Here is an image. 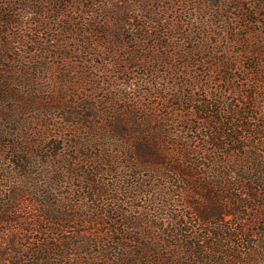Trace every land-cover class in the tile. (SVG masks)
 <instances>
[{
    "label": "rangeland",
    "instance_id": "374dc122",
    "mask_svg": "<svg viewBox=\"0 0 264 264\" xmlns=\"http://www.w3.org/2000/svg\"><path fill=\"white\" fill-rule=\"evenodd\" d=\"M254 8L259 16L250 14ZM5 11L16 23L0 29L13 35L11 47L21 54L22 62L9 66L45 71L30 72L35 79L29 87H20L23 80L13 85L19 93L44 98L39 110L17 113L32 122L42 120L44 127L32 133L34 128L29 127L23 134L30 141L23 154L32 163L27 175L10 166L13 149L0 158V219L8 208L7 216L16 220H0V258H13V264H73L67 256L72 254L76 262H89L68 244L98 240L104 243L101 248L94 243L86 247L93 253L91 263L112 264L110 258L119 252L116 239L124 240L122 254L129 252L127 247L142 246L126 241L133 237L152 250L160 248L163 240L174 243L177 234H165L163 229L172 228V219L187 211L188 197L205 211L214 210L194 196V190L202 187L197 184L192 190V180L174 173L178 167L196 170L195 163L205 166L198 172H211L208 160L218 156L215 173L211 172L216 176L222 171L220 164L230 160L221 158V152L214 155L206 150V125L193 110L200 103L188 100L221 95L240 104L245 101L244 91H261L264 97V66L260 75L245 71L253 57L241 44L250 40L253 48L260 45L254 40L264 35V0H0V12ZM252 18L260 23L250 25ZM56 53L61 54L56 58ZM219 65L233 82L221 81L224 73L215 71ZM257 112L255 125L264 120V101ZM114 127L125 133L114 135ZM128 130L148 133L132 142ZM8 139L13 138L8 135ZM152 144L161 146L159 155L167 165L129 171L134 149L155 152ZM258 147L264 152V144ZM245 152L250 158L260 153L254 148ZM183 154L188 160L181 158ZM128 173L134 177L126 179ZM122 176L157 185L155 197L133 198L131 204L122 205V193L109 191ZM87 178L96 183L86 184ZM175 179L186 182L173 183ZM215 180L211 175L210 184ZM94 187L103 188L105 197H96ZM146 190L153 192L151 187ZM14 191H25L16 210ZM215 192L223 195L220 189ZM106 200L117 204L109 214L115 221L102 217ZM191 206L188 212L195 208ZM48 217L58 220L48 222ZM233 219L228 216L224 222ZM49 244L58 247L57 256L50 251L48 257ZM101 250L109 260L99 257Z\"/></svg>",
    "mask_w": 264,
    "mask_h": 264
},
{
    "label": "trees",
    "instance_id": "16d2710c",
    "mask_svg": "<svg viewBox=\"0 0 264 264\" xmlns=\"http://www.w3.org/2000/svg\"><path fill=\"white\" fill-rule=\"evenodd\" d=\"M258 13L259 10H255L254 8L251 10L250 14L259 16L260 14ZM252 19L253 20H248L250 25L260 23L254 18ZM15 23L16 22L12 20V15L10 13H7L6 11L0 12L1 26L3 24L13 26ZM247 36L251 38V32H248ZM12 38H14L13 35L8 31H2L0 29V158L4 157L6 151L13 149V159L9 161L10 166L14 167L18 172L27 175V171L30 169L32 163L29 159H26L23 154L26 149L25 144H29L30 141L26 139L23 134H25V130L27 132L29 131V127L34 128L31 129L32 133L34 130H37L36 127L39 126V129H41L44 126L42 120H39L41 123H38L37 120L32 122L23 118L17 113V111L20 112L26 108L39 110L38 105L40 100L42 101L44 98L35 97L32 93L27 95L19 93L18 90L13 88V85H18L19 82L23 80L20 87L22 85H27V87H29L34 83L35 79L34 76L30 75V72L34 71L39 73L38 75H41L45 71L43 72L44 68L29 70L23 66L15 69L9 66L15 63L22 65L20 58L21 54L15 49V47H11L12 44H14ZM254 41L256 44L258 43L260 45L253 48L254 42L252 43L250 40L249 42H241V44L246 46L244 52L250 58L253 57L252 66L245 69V71H252L260 75V71L264 66V35L255 37ZM84 43L87 44L85 41ZM14 54L17 55L16 58H10L9 55ZM60 54L56 53L55 57L57 58ZM219 66L220 67L215 69V71L222 72L223 67H221V65ZM222 73H224V75L222 76L221 81L228 83L233 82V78L225 76L227 72L224 71ZM38 77L40 78V76ZM38 77H36V79H39ZM242 93L243 98L247 102L243 101L240 104H234L231 102V99L222 97L221 95L215 97L207 96L208 99L204 98L203 100L191 97L188 100L191 104L197 102L200 103L198 108L194 109V107H192L193 110H195V115L203 120L206 125L205 128L207 131L204 133L207 145L206 150L213 152L214 155H216L217 152H221V158H229L230 160L227 164H220L219 167L222 171H219L216 176L213 175V173H215L213 165L215 164L218 166V164H216L217 158H220L218 156H216L217 158H210L213 160H208L210 166L207 168L208 170L212 169V174L211 172H198L199 169L204 166L199 163L194 164L196 170L182 171L180 167H178L176 168L178 170H175L174 173H176V176L184 175L192 180V190L195 189L194 187L197 184L199 187H202L200 190H194V196L206 201V203L214 210L211 211L210 209L205 211L202 206L195 205L190 201L192 197H188V201L185 202L187 211H184L181 218L172 219V228L166 230L163 229L165 234L169 232L177 234L174 243L168 242L167 244L166 241L163 240L165 243H162L160 248L152 250L149 245L143 246L141 241L133 237L126 239V241L132 243L134 240V243L137 244L138 242L142 246H136L137 250L127 247L126 250H129V252L122 254V241L124 240H122V238L116 239V249L119 252H115L113 254L114 257L110 258L112 264H178V262H182L181 264H264V152L258 147L260 143L264 144V120L262 119L261 122L259 121L260 124L258 125L252 123L256 120V115L259 114L257 108L258 105L264 101L262 100L264 97L261 91L259 93L257 91H244ZM49 110L50 109L47 111L49 112ZM49 113H47V115ZM45 116L46 115H44V117ZM113 129H116L113 132L114 135L117 134L118 136H121L122 133H125L122 128L119 129V127H114ZM147 133L148 131L146 130H128L126 135L130 137L128 139L132 140V142H139V140H143V137L146 136ZM8 135L13 139L6 140ZM258 136L259 138H257ZM248 139H250L251 142L248 143ZM36 146L38 148V144H36ZM152 148L155 152L142 151L140 146L134 149L136 153L134 154L135 157L132 158L133 162H131L129 166L130 168L128 167L129 171L133 172V169L137 166L167 165V162H163L159 155V153H161V146L156 147V145L152 144ZM246 148H254L257 151H260V153L257 152L258 157L250 158L249 155L245 154ZM156 150H158V152H156ZM202 151H205V149H202ZM107 152L110 151L107 150ZM119 153L121 155L122 151L120 150ZM181 158H186L188 160L187 156L184 154ZM180 161L183 162L182 159ZM110 173L114 172L111 171ZM136 174L140 175L142 173L134 172V175ZM211 175L216 179L213 184H210ZM124 177L127 179L134 176L133 174L130 175V173H128L124 175ZM201 177L206 181L200 180ZM91 181L92 184L96 183L95 180L89 178L84 180L86 184H90ZM177 181L184 184L186 182L182 179H175L173 183ZM171 185L175 186L176 184ZM112 186L113 189H110L109 191L122 193L123 199H125L124 196H127L128 194L129 197L127 198V201L122 199V203H124L122 205H127L129 202L131 204L133 198L142 200L143 198L148 197L150 198L149 201H152L151 199L155 197L154 193L158 190L155 188L157 185L149 184L143 180H123V176L122 180L120 178L117 179ZM148 187H151V191L153 192H147L146 189ZM218 189L223 191L222 196L218 195L220 193L215 192V190ZM93 191H95L96 197H105L103 188L94 187ZM105 191H107V189ZM24 192L18 194L14 191L15 194L13 199L15 210L17 209V206L22 205L25 197ZM225 192L229 193V196H225ZM134 194L138 195L135 196ZM162 198L161 200H163ZM98 201L101 200L99 199ZM98 203L99 202H96V204ZM103 204L106 208H102V217H108L111 221H115L116 219L109 217V214L115 211L113 205L114 207L116 206L117 209V204L114 203L110 205L109 200H106ZM191 205H194L195 208L192 212H188V208L191 209L192 207ZM8 214H10V210L7 208V210L2 211V218L0 220L9 223L16 221L12 216L11 218L10 216H7ZM228 216L234 219L224 222ZM95 219L97 221L98 217ZM46 220L48 222L56 223V220L58 219H55L54 221V218L48 217ZM234 220H237V222ZM250 221L252 222V225L249 224ZM144 224L148 223L145 221ZM186 226H188V230H186ZM193 230L196 232L193 233ZM198 231L201 233H197ZM61 241L63 242L62 238ZM92 243L98 245L100 248L104 244L98 240H86L79 241L76 244H68V249L71 247L75 248V251L79 252V255L85 254L89 260V262H76L74 259L75 256H72V254L67 255L73 260V264H92L91 255H93V253L86 248L90 247ZM56 248L58 247H54V244L48 245V257L51 255L49 254L50 251H54V255H58L55 253L58 250H55ZM61 248L62 250L65 249L64 246ZM171 250H173V252H169ZM161 251L164 252L162 253ZM103 253L104 251L101 250L98 252V255L100 258L106 259L107 257L104 256ZM59 256L63 258L65 257L62 254ZM158 256H160V258H157ZM107 259L109 260V258ZM0 263L13 264V258H0ZM14 264L18 263L16 262Z\"/></svg>",
    "mask_w": 264,
    "mask_h": 264
}]
</instances>
